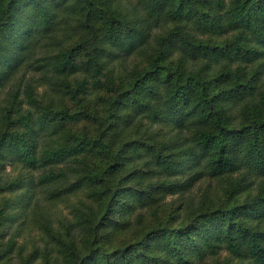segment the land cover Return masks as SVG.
Instances as JSON below:
<instances>
[{"label": "trees", "instance_id": "trees-1", "mask_svg": "<svg viewBox=\"0 0 264 264\" xmlns=\"http://www.w3.org/2000/svg\"><path fill=\"white\" fill-rule=\"evenodd\" d=\"M125 2L129 10L119 0H0V95L7 89L0 114L18 106L22 93L35 102L33 86L41 78L18 77L22 69L49 80L56 93L69 94L73 83L84 93L89 85H104L101 65L140 56L147 64L130 73L117 92L123 97L118 105L139 116L149 112L155 127L144 128L153 151L148 168L137 171L138 186L125 187L107 180L122 159L102 135L52 150L41 147L44 124L36 131L29 115L20 116L27 133L0 135V174L8 162L19 171L12 179L0 177V195H11L4 213L23 215L38 189L53 199L98 186L89 195L103 203L101 214L94 205L78 213L74 208L59 236L48 230L58 252H67V264L79 253V230L88 251L80 264H199L222 251L230 254L222 264H264V0ZM70 16H78L74 27L83 36L64 47L56 35L67 40ZM47 37L62 49L37 58L38 42ZM84 48L88 58L79 60ZM155 79L167 84L164 98ZM78 116L64 112L61 119ZM95 148L110 161L105 168L91 170L81 158ZM209 180L218 182L220 197L213 200L204 189L196 201L193 190ZM169 196L179 202L168 212L161 201ZM113 225L134 240L106 250L101 232L109 234Z\"/></svg>", "mask_w": 264, "mask_h": 264}, {"label": "rangeland", "instance_id": "rangeland-1", "mask_svg": "<svg viewBox=\"0 0 264 264\" xmlns=\"http://www.w3.org/2000/svg\"><path fill=\"white\" fill-rule=\"evenodd\" d=\"M119 3L129 10L125 0H119ZM77 18L78 16L67 18L69 24L67 27V40H60L62 33L56 35L60 42L59 44L65 45L64 47L74 46L83 36L79 31L80 29H75L74 27L77 23ZM55 42H50L48 37L40 40L36 49L37 58H42V56H47L48 54L54 55L58 50L62 49V46H56ZM85 58H88L86 48L81 49L79 60ZM146 64L140 56L119 59L113 63L106 62L101 65V74L99 76L104 85H89L86 92L76 93L75 90L78 89V85L70 83L71 91L69 94H66L65 91L64 93L52 91L49 80H42L39 73L27 72L26 69H22L18 77L25 74L26 80L31 76L38 81L41 78V85L37 86V83H35L33 86L35 88L33 95L34 104L29 103L26 95L22 93L20 96L21 102L18 106L9 109H7V106L3 108L0 114V135L10 136L27 133L30 129L17 123V119L22 115H29V124L36 131L41 129V123L44 124L46 127L45 143L44 146L41 145L44 148L53 150L55 146L74 145L75 139L82 136L96 138L102 135L114 152H118L121 155L122 159L120 166L108 175L107 180L114 185L115 183H121L125 187L138 186L140 179L137 177V171L148 168V163L152 158L149 154L153 152L149 151L150 145L147 143L144 128H147L148 125H150V128L155 127L151 124L149 112L139 116L138 110H131L128 105H118L119 100H122L123 97L117 98V92L122 88L123 84L130 80V73L136 67L144 68ZM55 80L57 82L61 81L60 79ZM65 81L67 82V80ZM93 81L94 79H91V83ZM151 83H153V86L158 87L157 89L163 93L164 98L167 84L157 79ZM114 87H116V91H114ZM6 90L1 92L0 102L5 97ZM22 92H24V88H22ZM115 98L116 102L114 101ZM139 98L143 102L149 101L145 98L144 93H141ZM127 100L125 99V101ZM9 112H11V116ZM64 112L80 116L63 121L61 114ZM85 113L92 117L86 118ZM54 128H57V133L49 135L48 132L50 133V130L52 131ZM54 140H61V145H55ZM100 150L101 148L86 150L81 156L91 170L99 167L105 168L110 164V161L101 155ZM39 155L41 156L42 152H39ZM18 173L19 171L14 168V165L8 162L5 171L0 174V177L3 180L12 179ZM97 188L98 186H85L71 194L65 193L53 199L48 198L47 191L44 192L38 189L32 203H26V209L21 216H13L11 212L5 214L3 203L11 195H0V223L2 220L0 224V264H67V252H58L59 248L55 243H52L48 230L50 229L53 233L58 234L60 226L73 219L74 208L77 209L78 213L82 212L85 207L94 205L97 214H101L104 210L103 203L95 204L92 201V195H89L92 190H97ZM204 189H208V194L213 200H218L220 197L218 182L209 180L197 184L193 190V197L196 201L199 200ZM178 202V197L169 196L163 199L161 204L167 206L169 212L178 205ZM141 212H144V210ZM165 217L166 215H162L159 219H155L154 226L157 228L162 225ZM128 218L129 216L126 217V219ZM114 226L108 230L109 234H107V229H103L101 232V234H105L106 250H114L122 243L134 240L133 236H127L126 233L119 232V228ZM62 234L64 235L65 233L63 232ZM82 236L79 230L76 233V245H79L77 247L79 253L73 259L72 264H80L88 254L87 249L82 248ZM65 240L67 241V239ZM93 242L92 246L95 249L98 245L96 241ZM61 247L64 248L63 246ZM229 257L230 254L228 252L222 251L218 257L208 259L206 262L199 264H222ZM235 261V259H232V263Z\"/></svg>", "mask_w": 264, "mask_h": 264}]
</instances>
